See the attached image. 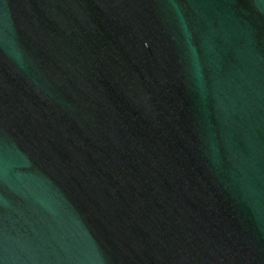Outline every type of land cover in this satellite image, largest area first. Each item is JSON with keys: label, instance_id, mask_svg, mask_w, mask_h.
Segmentation results:
<instances>
[{"label": "water", "instance_id": "obj_1", "mask_svg": "<svg viewBox=\"0 0 264 264\" xmlns=\"http://www.w3.org/2000/svg\"><path fill=\"white\" fill-rule=\"evenodd\" d=\"M0 264H264V0H0Z\"/></svg>", "mask_w": 264, "mask_h": 264}]
</instances>
